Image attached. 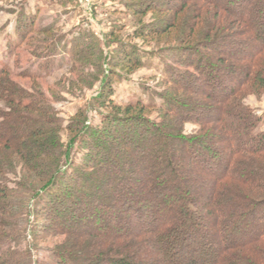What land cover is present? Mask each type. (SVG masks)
I'll use <instances>...</instances> for the list:
<instances>
[{"label":"trees","instance_id":"16d2710c","mask_svg":"<svg viewBox=\"0 0 264 264\" xmlns=\"http://www.w3.org/2000/svg\"><path fill=\"white\" fill-rule=\"evenodd\" d=\"M173 1L140 9L169 16L135 37L169 36L189 6L195 16L181 18L172 50L204 78L192 89L197 82L166 65L158 108L152 100L116 107L103 96L111 83L103 77L95 103L110 112L102 123L87 126L77 112L63 125L39 90L27 93L0 68V264H264V129L240 104L245 92H264V0ZM205 6L227 20L217 15L195 46ZM116 46L110 70L144 64L135 46ZM180 91L203 100L189 104ZM151 109L161 112L158 123L143 115ZM182 110L198 114L191 137L181 134ZM24 232L30 245L21 251L14 237ZM54 238L62 239L45 258L33 256Z\"/></svg>","mask_w":264,"mask_h":264},{"label":"rangeland","instance_id":"374dc122","mask_svg":"<svg viewBox=\"0 0 264 264\" xmlns=\"http://www.w3.org/2000/svg\"><path fill=\"white\" fill-rule=\"evenodd\" d=\"M166 2L167 0H0V68L7 66L10 81L27 93L39 90L63 125L73 120L77 112L83 113L87 126L98 127L102 123L104 116L110 112L109 109L99 108V104L95 103L100 97V80L103 77L111 79L110 91L106 92L104 89L103 96L116 107L140 100L145 103L152 100V105L159 107L162 102L158 95L166 93L168 87L163 79L166 65L176 67L180 73H185L187 78L197 82L191 83V86L189 84L192 89H196L204 78L202 71L189 68L182 62L181 59L184 61L186 56L180 59L172 50L179 46L176 42L181 38V18L188 16L190 19V16H195L189 6V11L187 9L179 16L169 36L135 37L141 34L143 28L147 29L169 16L167 13H157L158 11L145 13L146 10H139L148 5L151 9H159L166 6ZM172 4H175L173 0ZM206 7L204 8L210 9L209 12H199L203 15L195 30V33H199V38L196 42L190 40L195 46L203 45L204 35L217 15L219 21L227 20L225 12H216L214 6ZM20 23L27 26V29L16 33ZM164 25L167 22H163L162 27ZM230 38L227 41L232 43ZM87 42L90 52L85 56ZM118 42L135 46L142 55L144 64L135 68L130 66L128 71L119 68L110 70L111 63L119 57L120 51L116 46ZM200 53L208 52L201 49ZM74 55L77 56L76 59L73 58ZM27 73H38L39 76L31 79ZM112 73L117 76V81ZM178 97L189 104L203 100L202 96L191 92L180 91ZM240 104L261 118L260 130H263L264 92L247 91L242 95ZM5 107L0 102V109ZM178 111L181 112L180 109ZM182 113H185L183 116L187 122L182 124L181 134L191 137L199 129L195 124L198 114L186 110H182ZM143 115L155 123L163 117L156 109L145 110ZM60 137L66 143L69 134L64 131ZM77 147L76 145L75 149ZM75 157L79 161L80 152H76ZM15 173L16 175L7 177L10 188H14L19 178L18 169ZM14 238V242L20 243L16 248L21 251L30 245L27 232L22 237ZM61 239L54 238L39 243L33 250V256L38 260L45 258L51 245Z\"/></svg>","mask_w":264,"mask_h":264}]
</instances>
